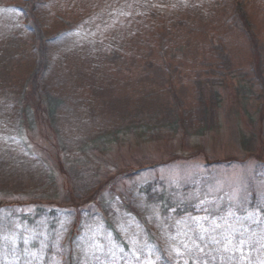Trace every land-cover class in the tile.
I'll list each match as a JSON object with an SVG mask.
<instances>
[{
	"label": "rangeland",
	"instance_id": "obj_1",
	"mask_svg": "<svg viewBox=\"0 0 264 264\" xmlns=\"http://www.w3.org/2000/svg\"><path fill=\"white\" fill-rule=\"evenodd\" d=\"M30 4L0 0V264H264V122L254 96L233 90L261 91L264 0L246 5L257 65L245 34L215 20L219 0H41L46 32L83 10L69 43L49 51L43 79L65 96L55 122L28 116L22 100L36 65ZM153 7L170 18L168 64L158 26L135 29ZM207 26L223 30L230 74L208 71L218 35ZM210 84L213 118L199 93ZM156 180L176 203L167 218L139 197Z\"/></svg>",
	"mask_w": 264,
	"mask_h": 264
},
{
	"label": "trees",
	"instance_id": "obj_2",
	"mask_svg": "<svg viewBox=\"0 0 264 264\" xmlns=\"http://www.w3.org/2000/svg\"><path fill=\"white\" fill-rule=\"evenodd\" d=\"M220 6L218 8H221V12H223L224 17H217L215 20L222 21V23L226 25H233L238 30H241L245 36L248 38V43L251 47V50L253 52V58L256 65L259 63V54L257 52V42H258V36L256 31L253 28L252 20L250 17V14L247 10V3L249 0H219ZM41 0H32V4L23 11L26 18L29 19L28 22H26L25 25V34H27V41L29 43V47L33 53H35L36 58V65L33 69V72L29 76V79L26 81L25 85H23V89L21 94L23 95L22 100H24L26 113H28V116L33 115V117H38V119H42V121H45V119L48 117L55 122V116L57 115V111L60 108L61 105H63L65 101V96L63 93L59 95L55 88H53L52 84L47 82L45 79H43L45 72L48 71L49 64L51 61V57L53 58V55L49 54V51L51 50V47L55 45L56 47L66 45L69 43V41L72 39L73 33L79 29L80 21L75 17V15H82L81 11L82 8L77 9L78 11L73 13H67L68 16H54L53 20L56 22V20L59 18L60 25L57 26L58 28L54 31L52 29L51 32H46L43 29V22H44V15H42V11L40 8ZM217 8V9H218ZM153 12V13H152ZM148 13H151L150 15H142L135 20V29L139 30L140 32L144 33L143 30H153L151 28V25L158 26V30H155L153 32V37L155 39V42L159 46V60L165 64H168L167 62H170L171 60H175L176 58V49H169L170 51H165L168 49L165 44L166 36L168 35V31L166 28L169 26L170 18L167 15L165 8L160 7H153V10H150ZM43 16V19L41 21V16ZM159 15V17H157ZM138 16V15H135ZM66 17V18H62ZM227 22V24H226ZM155 23V24H153ZM199 24V23H197ZM148 25V26H146ZM204 25L201 26V29ZM134 31V30H133ZM206 31L210 32L212 35H218V38L216 39V42H213L212 46L215 47L214 51V57L215 60L211 61L209 63V69L208 71L216 74H221L223 71H226L228 74H230L231 70V60L230 55L226 52V47L223 45V42L221 40V37L219 36L220 33H223V30L219 31L215 27H206ZM135 32V31H134ZM205 34L207 32H204ZM26 36V35H25ZM160 37V38H159ZM211 37V36H210ZM149 41V39L147 40ZM142 50L141 48L135 49V51ZM123 55H120V57ZM255 76H257V79L260 81L262 87L261 91L255 92L252 88V85H250L249 89L241 90L239 87H233V90L235 91L236 97L244 96L245 98H249L248 95L254 96V99L258 101L256 109L259 113V116L261 118V121L264 122V81L261 73H257ZM232 75H230L229 78L223 77L222 80L225 79H231ZM213 79V78H212ZM208 80V81H212ZM213 84V83H212ZM207 86V85H206ZM202 90L201 88H199ZM205 90V89H204ZM200 97L202 98V105L205 109L208 108L210 114V118L214 117L215 109L218 108L220 105L219 97L220 94L217 90H215L213 85H209L207 87V90L204 92H200ZM209 93V94H207ZM257 93V94H254ZM66 95V94H65ZM51 106V107H50ZM48 114V117H47ZM212 120V119H211ZM53 131L50 134H56L58 133L56 126L52 127ZM59 128V127H58ZM51 132V130H50ZM55 135V136H56ZM101 135V134H99ZM98 135V137H99ZM103 135V134H102ZM49 137V135H48ZM102 137V136H101ZM77 149V148H76ZM76 149H74L73 153H75ZM60 155V153L57 154L55 151L53 154L54 156ZM66 155H68L66 153ZM58 161V159H56ZM139 197L141 198L143 202V210H149L150 208L157 209L158 213L167 218L169 216V213L171 211V207L175 206L176 203L173 201L171 197H165L163 194V184L159 181H150L146 182L143 185H140L139 189ZM91 197H94L93 195ZM90 197V198H91ZM255 201V199H254ZM39 205H42V202L39 201ZM253 204V206H255ZM126 210L129 212H135L137 213L133 207L126 204ZM35 210L37 211V214L40 212V208L36 207ZM55 214V210H52L50 213ZM140 220L143 219V215H141L139 212L136 215ZM23 219H28V215H23ZM29 221L32 222V219ZM74 222L77 221L76 219L73 220ZM144 221V220H143ZM76 225V224H75ZM106 225L109 226V228L113 231L117 241L121 243L120 235L117 231L114 230L113 225L110 222H106Z\"/></svg>",
	"mask_w": 264,
	"mask_h": 264
}]
</instances>
